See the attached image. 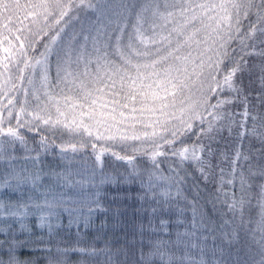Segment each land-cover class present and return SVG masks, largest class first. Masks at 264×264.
I'll return each instance as SVG.
<instances>
[{
    "label": "snow or ice",
    "instance_id": "1",
    "mask_svg": "<svg viewBox=\"0 0 264 264\" xmlns=\"http://www.w3.org/2000/svg\"><path fill=\"white\" fill-rule=\"evenodd\" d=\"M0 264H264V0H0Z\"/></svg>",
    "mask_w": 264,
    "mask_h": 264
},
{
    "label": "trees",
    "instance_id": "2",
    "mask_svg": "<svg viewBox=\"0 0 264 264\" xmlns=\"http://www.w3.org/2000/svg\"><path fill=\"white\" fill-rule=\"evenodd\" d=\"M101 218H102V217H101ZM97 223H99V218L97 219ZM73 231H75V229H74ZM88 234H89V236L94 235L93 230H88ZM105 238H106V237H105ZM102 246H103V243H102V242H101L100 244L97 245V247H102Z\"/></svg>",
    "mask_w": 264,
    "mask_h": 264
},
{
    "label": "rangeland",
    "instance_id": "3",
    "mask_svg": "<svg viewBox=\"0 0 264 264\" xmlns=\"http://www.w3.org/2000/svg\"><path fill=\"white\" fill-rule=\"evenodd\" d=\"M64 223L65 224L67 223V220L66 219L64 220ZM95 223L98 225L100 223V218H99V223H97V220L95 221ZM89 230H92V229H89Z\"/></svg>",
    "mask_w": 264,
    "mask_h": 264
}]
</instances>
